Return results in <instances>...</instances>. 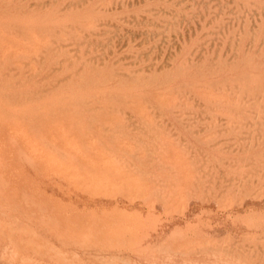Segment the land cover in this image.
Wrapping results in <instances>:
<instances>
[{"label": "rangeland", "instance_id": "obj_1", "mask_svg": "<svg viewBox=\"0 0 264 264\" xmlns=\"http://www.w3.org/2000/svg\"><path fill=\"white\" fill-rule=\"evenodd\" d=\"M69 6H71V8ZM5 15L6 18H4ZM0 18H4L1 19V21H3V26L1 27L2 29L0 28V110H3L2 112L0 111V122L4 120L1 122L2 124L0 123V132H3L2 134H4V136H1L2 138H0L2 143H0V155L3 156L5 155L4 153H6L5 159L2 157L0 158V162L2 159V165L0 164V170L2 171V175L0 172V179L2 176L0 184L3 183V181L4 184H6H1L2 186H0V190L2 192H0V195L3 196L4 203H7L5 204V206L7 205L6 208H4L3 198L1 197L0 204L2 203V205H0V211L2 210V207L4 209H8L9 207L10 209V207L12 208L15 206L12 210H9L11 212L5 213V216L3 213L4 211L7 212V210L0 212V232L1 229L2 231L7 230L6 233H0V264H29L28 262L33 257L34 259L31 260L30 264H165L166 262V264H190V262L191 264H197V261L199 260L201 262H208H203L204 264H264V0H0ZM4 21L7 22L6 25ZM6 36H10L9 41H7ZM124 94H127V96ZM108 95L109 97L107 98ZM69 96H71L70 98L72 101H75L73 98H75L76 101L72 103ZM76 96L79 99H77ZM98 96L104 98L100 99ZM105 96L107 101L105 100ZM86 98L88 100H86ZM113 99L116 100L115 103L118 105L114 103ZM120 100H122V104ZM129 100L132 101L130 102ZM40 101L46 102L47 107L51 109L45 107L44 103L40 105ZM97 101L98 104L101 102L100 104L102 105H97V103H95ZM134 101H137V103H134ZM61 102L64 104L62 105ZM126 102L127 104H130V107H128L129 105H126ZM139 102H142L140 103V106L138 105ZM66 103L70 107H73L70 108ZM56 104L57 106H55ZM58 105H60L59 107L61 109H59ZM115 105L117 106L115 107ZM21 106H28L30 109L28 107H25V109L20 108ZM68 107L69 109H66ZM34 108L38 110V112H36ZM54 108L55 110H53ZM16 110L18 113L21 111L24 113L31 112L33 115L31 116V113H25V115H22L21 117V113H24L21 112L19 115ZM64 110H71V116L68 114L70 112L67 111L68 113H66ZM61 111L62 113L65 112V114L59 116L58 114L61 115ZM43 112L44 115L46 114L45 119L47 118V123L45 124L44 117L41 118ZM144 112L147 113L145 114ZM75 113L77 117L78 115H81V119L84 117L86 120V122H81L82 120H79L81 125L83 124V130L87 127L86 131L78 130L81 129V127L79 128L81 125L76 123L80 117L76 118L74 116ZM1 114L4 115V119H2L3 115ZM8 114L10 116H8ZM141 115L143 117H140ZM56 116H64L65 118L63 117L64 120L60 118L57 119V121L59 120L58 123L54 120L57 118ZM103 116L106 118L105 120L103 119ZM23 117L26 119L30 118V122L27 120L29 123L25 121L28 125H25V122L23 123V121L26 120H22ZM49 117L51 118L48 122ZM73 118L76 119L74 120ZM10 119H12L13 122ZM40 119L42 120L40 121ZM99 119L103 123L105 121V123L103 124ZM65 120L68 122V125L71 122V128H69V130L73 132V136L70 134V131H68V128H64L68 127L65 126L67 124L63 123H67ZM94 120L99 123L97 124ZM8 121L11 123H8ZM142 121H144V124ZM31 122L34 124L33 126L36 125L37 128L30 126L32 125ZM50 123L52 124L50 125ZM40 124H42V127H40ZM48 125H50L55 131L54 133L51 132V136L50 132L47 130L53 131V129H49L50 127ZM15 126H21L22 128L17 127V130ZM26 127H28L29 130ZM31 127L33 128L30 131ZM56 127L59 128L57 129V132ZM77 127L78 129H76ZM92 128V131L95 133L91 131ZM2 129L3 131H1ZM36 129L40 131L41 137L39 136V133L35 131ZM88 129H90V131H88ZM6 130H10L11 132H7ZM101 130L102 132L105 131L103 132L104 135L101 134ZM5 131L7 137L5 136ZM34 131L37 132V135ZM66 131H68L67 134ZM46 132L49 133L48 138H46ZM76 132L80 134L77 135ZM82 132H84V134L87 133L84 135L85 137L91 134L89 136L90 138L87 136L89 139L85 138L84 140ZM96 132H98V135ZM32 134H35L36 137ZM60 135L63 136V139L65 136V142L61 141L62 139L60 138ZM66 135L67 137L71 135L69 137L72 139L69 137L67 139ZM9 136L11 140L9 139ZM37 136L42 139V143L38 140V142L36 141V139H38ZM43 136H45V138ZM91 136H93L92 139ZM95 136H99V139L95 138ZM4 137H6L7 140ZM119 137H121V140ZM26 138L28 139L25 140ZM17 139H19L20 143ZM43 139H48L50 142L51 140H54L55 144L52 146L50 142H45L46 140L44 141ZM73 139H78V141ZM82 139L83 143L87 141V147L85 143V147H83L84 144H82ZM118 139L120 141H116ZM99 140L103 141L101 142ZM74 141L81 145L76 144ZM92 142L94 145H102H98L99 147L97 145L94 146ZM26 143L29 144L27 145ZM57 143L59 146H56ZM66 143L68 145H66ZM90 143L93 147L91 148L93 149L91 151L89 149L91 145H88ZM109 144H112L113 148H108L112 147V145L110 146ZM44 145H47L48 148H44ZM5 146L7 147V152H5ZM56 147L64 149H56ZM13 148L15 149V153L14 151L11 152ZM42 148L44 150H42ZM114 148H116V150ZM48 149L52 150L53 156L51 157L53 158L49 156V153L51 155V151ZM53 149L55 152H60L61 150H64L65 152L61 151L60 153L55 154ZM58 149L59 151H56ZM109 149L110 152H113L110 153ZM121 149H123V152ZM8 150H10L9 153ZM73 150H76L78 153L76 152V154ZM117 150L125 156L119 154ZM133 150H135L134 153ZM25 151L26 153L29 152L28 154H31L33 157H30L31 155L27 156ZM71 151L77 156L75 157L74 154L72 155ZM129 152H132L133 155ZM64 153H66V155ZM69 153V157H72L71 159L69 158L71 161L69 162L68 159H64L66 160V163L69 162L67 165L64 163L61 154L65 155L64 157L67 158ZM172 154L175 156H172ZM80 155L82 160L80 159ZM126 155L128 156L126 157ZM142 155L145 157L144 159L141 158L143 157ZM12 156L14 157L12 158ZM110 156L112 158H109ZM119 156L122 158H119ZM159 156L161 157V160L160 158L158 159ZM92 157H95V159ZM102 157L104 159H102ZM22 158H25V160ZM32 158H36V160H33ZM118 158L121 161L123 160L122 162H129V165H124V163L117 160ZM75 159L76 162L72 161ZM148 159H153L154 161L146 162ZM4 160L6 162H4ZM10 160H15L13 163H16L17 161L20 168L16 164L14 167L12 161L9 162ZM143 160L144 165H142ZM174 160H176V162ZM140 161H142V163ZM43 162L46 163H44L45 166L42 165ZM22 163H25L26 167L25 165H23V167ZM139 163L141 165H139ZM64 164L67 169H65ZM100 164L101 168L99 169ZM112 164L113 166H110ZM115 164H117V166L118 164L121 165L115 167ZM175 164H178V166H176L177 168L173 167ZM132 165L137 167H132ZM124 166L128 170H126ZM17 167L19 169H17ZM43 167H45L46 170ZM129 167L133 169V174H131L132 170H130ZM167 167L170 168L167 169ZM11 168L15 171H11ZM33 168L35 169V172ZM83 168L86 169L84 170ZM102 168L107 169L102 171ZM178 168L182 170L179 169V173L177 172ZM143 169L145 173L143 172ZM193 169L195 170L193 171ZM23 170L24 172H22ZM167 170H169L171 174H173L174 171L175 172L171 175ZM28 171H30V173ZM46 171L47 174L50 171L51 172L47 175ZM81 171H86L85 173L87 174L84 172L81 173ZM95 171H97V173H95ZM114 171L117 173L114 174ZM24 173L25 177H22ZM104 173H108L112 177L110 178V175H105ZM94 174L96 176L99 175L96 177ZM18 175L19 177H16ZM114 175H116V178L113 177ZM137 175L139 179H137ZM103 176L105 177V180ZM143 176L146 178L144 179ZM163 176L167 179H163ZM12 177L13 179H16L13 181ZM31 177H33L34 180H31ZM74 177L77 179L80 178V181L84 182L80 183L78 181L79 179L75 180ZM148 177H151L150 179L154 181L152 182L150 179H147ZM174 177H178L176 179H178V181L180 179L181 181L177 182ZM20 178L24 180L21 181ZM27 178H31L28 180L34 182H29ZM96 178H98L99 181ZM127 180H133L134 182H128ZM115 181L117 182V185L115 184ZM137 181H139V183H136ZM172 181L174 182L172 183ZM22 182L26 184L24 185ZM28 182L31 185H29ZM143 182H146L145 185ZM168 182L171 183V185ZM41 183H45V185ZM179 183H181L182 186ZM14 184L15 186H13ZM18 184L22 187L20 188ZM33 184L36 186H33ZM23 185L24 187L28 185V187H26V190L28 189L27 191L23 189ZM37 185H41L39 186L40 189ZM125 185L127 187L130 185V188H126ZM58 186L60 187V190L58 189ZM97 186L99 187L97 188ZM137 186L140 190H137ZM2 187H5L4 189L8 192L4 191ZM13 187H15V191ZM111 187L114 188L112 189ZM122 187L125 188L124 191ZM175 187H178V189ZM33 188H35L34 191ZM41 189L43 192L45 191V193H42ZM87 189L89 192L91 191L90 193L93 192V195H90L88 192L86 193ZM10 190L13 195L15 193V198L14 196H11L9 192ZM125 190L128 191L126 192ZM132 190L135 192L133 193ZM20 191L26 195L23 196L22 193L20 194ZM31 191H33V194ZM110 191L113 192L111 193ZM46 192H49V194L44 197ZM98 193L101 196H99ZM6 194L7 196H5ZM17 195L22 196L16 197ZM109 195L112 197L109 198ZM38 196H41L44 201L41 197L38 199ZM139 196L142 199L139 198ZM172 196H174L173 200L171 199ZM31 197H33V199ZM127 197H129V199ZM12 198L13 200H11ZM181 198L182 200H179ZM37 199L39 201H36ZM53 199L62 202L59 204L58 201L55 202ZM169 199L172 201L169 202ZM51 200H53V203ZM32 201L34 203L38 202L40 205L37 203H35V205ZM185 201L189 204L188 206H186L187 203ZM11 202L12 205L16 203L18 205L12 206ZM47 203L50 205H47ZM20 204L25 207H20ZM72 204L74 206L71 209L70 207ZM169 204L170 206H168ZM44 205H46V207ZM53 205L56 206L55 209L53 208ZM36 206H38V208ZM50 206L52 207L50 209L53 210L49 209ZM58 206H60V210ZM26 207L29 209V215L25 214L27 213V211H24L27 210L25 209ZM77 207H79V209ZM84 207L87 208L85 209ZM113 207L115 209H113ZM168 207H171L170 210ZM178 208L181 211L183 209V211L177 212L179 210ZM21 209H24V212ZM33 209L37 210L38 213H36L37 211L33 212ZM116 209L123 210L122 212L125 214L121 213V210ZM13 210L16 214H13ZM39 210H42L41 214L39 213ZM135 210L137 211L135 212L137 214L140 212L138 214L139 216L134 213ZM20 211L27 221L20 214ZM62 211L64 213H59ZM89 211L92 212L89 213ZM117 211L119 213H117ZM113 212H116L118 217L119 215L120 217L118 218L117 215H115L116 213ZM11 213L13 215H10ZM42 213L46 214L43 215ZM127 213L130 215V219L133 214L135 216L130 220L128 216L125 217ZM130 213H132V215ZM53 214H55L56 217L55 215L53 216ZM65 214H69L68 217ZM72 214H75L74 217ZM78 214H81L82 217ZM113 214L114 217L116 216L115 218L112 216ZM9 215H15V218L11 217L14 220H11ZM33 215L36 217L34 218ZM106 215L107 218H105ZM140 215H142V217ZM37 216L40 217H38L40 220H37ZM60 216H62V218ZM75 216H78L81 221ZM84 216H87V219H85L86 217ZM96 216L98 219L95 218ZM137 216L138 218H135ZM4 217H6L7 220L4 219ZM108 217H110V219H108ZM20 218H22V220L25 219L24 223L23 221H19L21 220ZM48 218L50 219V222H48ZM123 218H128L129 220H121ZM82 219L84 225V220L86 222V225H83L84 228L80 226ZM139 219L145 221L142 222L143 226ZM51 220L60 224V231H58L59 228L56 227L59 225H55V223L53 225ZM61 220L63 222H67V220L69 222L72 221V224L70 226L69 222V224H65ZM88 220L92 222H88ZM109 220H111V222L114 221L113 225ZM12 221L15 223L12 224ZM116 221L119 223L121 222V224ZM146 221L149 223H146ZM21 222L25 225H19ZM74 222L79 224H74ZM96 222H100L101 226ZM115 222L117 226L114 224ZM124 222L126 223L124 224ZM8 223L11 224L9 225ZM103 223L105 225H103ZM134 223L135 227L133 226ZM136 223L138 228H136ZM95 224H97V226ZM148 224L150 226H148ZM68 225L71 232L69 228H67L68 231L65 229ZM106 225L109 226V228ZM123 225H125L129 231ZM199 225L201 226L199 227ZM19 226L22 228L25 227V229H20ZM75 226H77L79 230ZM86 226L87 230H85ZM111 226L114 229H112V231L110 230ZM184 226H188V228H185ZM16 227L18 231L17 233L15 232ZM100 228H102L103 231ZM105 228L107 229L105 230ZM134 228L136 230L133 232ZM196 228H198V231H196ZM76 229L79 232L81 231L80 236L74 234ZM93 229L100 231L97 234V239L102 235L101 240H96L98 241L97 243H95L96 241L94 240L96 239V236H93V234L96 235V230L94 231ZM146 229L148 233H145ZM82 230H84L85 234ZM108 230L110 232L114 231V233H110ZM101 231L104 234H102ZM107 231L109 233H107ZM23 232L25 238L22 235ZM69 232L71 234H69ZM173 232L175 233L172 234ZM32 233H34V236H32ZM88 233L91 235L89 236ZM57 234L61 237L64 235V237L58 238L59 235L57 237ZM13 235L14 237L17 235V242L16 240L13 241L15 238H11ZM81 235L83 237H81ZM132 235L134 238L130 241H133L134 243L137 242L135 245L133 242L129 241V237L131 238ZM103 236L105 238H103ZM18 237H21V244H19L20 239ZM27 237L29 239H27ZM83 238H87V242L86 240L83 241ZM113 238L115 239L113 240ZM122 238L124 241H122ZM26 239L28 242H25ZM30 239L33 242H31ZM55 239L57 240L55 241ZM58 239L61 242L58 241ZM118 239H120V241ZM134 239L141 240L135 242ZM212 239L214 240L212 241ZM65 240L67 241V244L65 243ZM62 241H64L63 243L66 244V247L68 246L67 248H63V250L65 249L64 251L62 250V247H64ZM108 241L114 244V246L111 245V248L110 246L108 247V245L111 244ZM114 241L117 242L115 243ZM175 241L176 244L174 243ZM24 242L25 244L29 243L28 245L26 244L27 247L25 244L22 245ZM30 242L34 244H30ZM35 242L38 244V249ZM103 242L108 248L103 246ZM10 243H15L14 246L20 253H18L16 248ZM73 243L79 245L75 247V244ZM168 243H170V246ZM203 243H205V245ZM148 244L149 246L151 245L150 249L147 247ZM160 244L163 245V250L161 249ZM137 245L139 246V251L137 250ZM212 245L213 249L211 251L213 252L209 249ZM102 246L103 248H106H100ZM198 246H200L201 249L198 248ZM24 247L26 250L23 249ZM52 247H56L59 250L56 248L53 249ZM144 247H147L148 249L146 248V250H144ZM152 247L153 249H151ZM171 247H173L175 251H173V249L171 250ZM27 248L30 249V251H28ZM46 248L47 251L49 250L48 252L50 255H46V253H48L47 251L45 252ZM219 248L222 249V251H219ZM55 249L60 252L56 253ZM205 249L209 253L205 251ZM31 250H33V252ZM148 250L149 252L147 253L146 251ZM214 250L216 251L214 252ZM52 251H54V253ZM22 252L23 255L25 252L26 254L23 256L21 254ZM34 252L38 255L35 254V256H33ZM27 253L30 255H27ZM61 253L62 255L64 254V256H62ZM190 253L194 256H191L192 254ZM26 255L28 257L25 258ZM43 255L50 257L53 255L55 257V259L53 257L54 262L52 261V258L50 261V257H43ZM65 255H67V257H65ZM68 256L70 258H68ZM203 256L205 257L203 258ZM42 257L44 258V261H41L43 260ZM152 257L153 259H151ZM163 257L164 259L162 260ZM171 257L172 259H170ZM207 258L210 261H207ZM165 259H167L166 262H164ZM217 259L220 262H218ZM19 260L24 263H21ZM33 260L35 262H33ZM62 260L67 261L68 263L60 262ZM154 260H156V262ZM157 260H159L160 263H157L159 262ZM200 261L199 263L203 264Z\"/></svg>", "mask_w": 264, "mask_h": 264}, {"label": "bare ground", "instance_id": "obj_2", "mask_svg": "<svg viewBox=\"0 0 264 264\" xmlns=\"http://www.w3.org/2000/svg\"><path fill=\"white\" fill-rule=\"evenodd\" d=\"M72 2H73V1H72ZM68 4H69V2H68ZM68 4H67V5H68ZM71 5H72V3H71ZM74 5H75V4H74ZM69 7L71 8V6H69ZM65 9H66V6H65ZM7 13H8V12H7ZM4 14H5V13H4ZM8 16H9V15H8ZM4 18H6V15H5ZM4 18H0V22H1V23L3 22V21H1V19H4ZM7 19H8V18H7ZM4 22H5V21H4ZM1 23H0V24H1ZM6 23H7V22H5V25H6ZM8 24H9V23H8ZM2 26H3V23H2V25L0 26V28H1ZM4 27L7 28L6 26H4ZM8 27H9V26H8ZM1 29H2V28H1ZM1 29H0V30H1ZM3 30H4V29H3ZM5 30H6V29H5ZM118 30H119V29H118ZM6 37H7V36H6ZM3 38H4V37H3ZM9 38H10V36L7 37V41H9ZM4 41H6V40H4ZM7 43H8V42H7ZM216 58H217V57H216ZM108 94H109V93H108ZM111 94H112V93H111ZM113 95H114V94H113ZM115 95H116V94H115ZM119 95H120V94H119ZM119 95H118V96H119ZM124 95L127 96V94H124ZM133 95H134V94H133ZM82 96H84V95H82ZM87 96H88V95H87ZM121 96H122V95H121ZM136 96H137V95H136ZM70 97H71V96H69V98H70ZM76 97H77V96H76ZM84 97H85V96H84ZM88 97H89V96H88ZM98 97H99V96H98ZM98 97H96V98H98ZM108 97H109V95L107 96V98H108ZM111 97H112V95H111ZM60 98H61V97H60ZM63 98H64V97H63ZM66 98H67V96H66ZM99 98H100V97H99ZM99 98H98V99H99ZM102 98H104V97H102ZM102 98H100V99H102ZM107 98H106V96H105V100H106V101H107ZM112 98H113V97H112ZM114 98H115V97H114ZM137 98H138V97H137ZM70 99H71V98H70ZM70 99H69V100H70ZM73 99L76 101L75 98H73ZM77 99H79V98L77 97ZM80 99H81V95H80ZM84 99H85V98H84ZM84 99H82V100H84ZM133 99H135V98H133ZM139 99H140V98H139ZM57 100H58V99H57ZM59 100H60V99H59ZM67 100H68V99H67ZM86 100H88V99L86 98ZM124 100H125V99H124ZM141 100H142V99H141ZM141 100H140V101H141ZM36 101H38V100H36ZM41 101H42V100H41ZM41 101H40V102H41ZM62 101H64V100H62ZM71 101H72V99H71ZM75 101H72V103L75 102ZM89 101H90V98H89ZM94 101H95V100H94ZM100 101H101V100H100ZM113 101H114V103L116 102V100H114V99H113ZM120 101H121V104H122V100H120ZM129 101H130V100H129ZM131 101H132V100H131ZM131 101H130V102H131ZM137 101H138V100H137ZM137 101H134V103H135V102L137 103ZM2 102H3V101H2ZM40 102H39V103H40ZM47 102H48V101H47ZM59 102H60V101H59ZM65 102H66V99H65ZM110 102H111V101H110ZM0 103H1V102H0ZM42 103H44V104H45V107H47L46 102H41L40 105H42ZM53 103H54V102H53ZM55 103H56V100H55ZM61 103H62V102H61ZM69 103H71V102H69ZM88 103H89V102H88ZM95 103H97V105H99L101 102H99V104H98V101L95 102ZM95 103H94V104H95ZM102 103H103V102H102ZM105 103H106V102H105ZM105 103H104V105L106 106ZM114 103H113V104H114ZM132 103H133V102H132ZM140 103H142V102H139V104H138L139 106H140ZM57 104H58V103H57ZM57 104H56L55 106H57ZM59 104H60V103H59ZM63 104H64V103H62V105H63ZM66 104H67V103H66ZM77 104H78V103H77ZM81 104H82V103H81ZM94 104H93V105H94ZM110 104H111V103H110ZM113 104H112V105H113ZM115 104H117V103H115ZM37 105H38V104H37ZM67 105H68V104H67ZM70 105H72V104H70ZM79 105H80V104H79ZM100 105H102V104H100ZM100 105H99V106H100ZM108 105H109V104H108ZM117 105H118V104H117ZM117 105H115V107H116ZM124 105H125V104H124ZM126 105H129L128 107H130V104H127V102H126ZM4 106H6V105H4ZM59 106H60V105H58V107H59ZM68 106H69V105H68ZM83 106H84V105H83ZM119 106H120V105H119ZM133 106H135V105H133ZM0 107H1V106H0ZM25 107L27 108L28 106H25ZM25 107H22V106H21L20 108L25 109ZM33 107H34V106H33ZM41 107H42V106H41ZM58 107H57V108H58ZM65 107H66V105H65ZM65 107H64V108H65ZM69 107H70V106H69ZM69 107L66 108V109H69ZM72 107H73V106H71L70 108H72ZM106 107H107V106H106ZM109 107H110V106H109ZM136 107H137V105H136ZM136 107H135V108H136ZM28 108L30 109V107H28ZM47 108H48V109H51V108H49V107H47ZM57 108H56V109H57ZM83 108H84V107H83ZM85 108H86V107H85ZM121 108H122V105H121ZM131 108H133V107H131ZM23 109H22V110H23ZM34 109H35V108H34ZM38 109H39V108H38ZM40 109H41V108H40ZM48 109H47V110H48ZM59 109H61V108L59 107ZM73 109H75V108H73ZM73 109H71V110H73ZM6 110H7V109H6ZM35 110H36V109H35ZM53 110H55V108H54ZM71 110H70V111H71ZM135 110L138 111L137 109H135ZM139 110H140V109H139ZM0 111L2 112L3 110H0ZM16 111H17V110H16ZM23 111H25V110H23ZM23 111H21V112H23ZM28 111H29V110H28ZM32 111H33V110H32ZM40 111H41V110H40ZM45 111H46V110H45ZM45 111H44V112H45ZM57 111H59V110H57ZM62 111H63V109H62ZM62 111H61V115L58 114L59 116H62L63 114H65V112H66V113L70 112V111H68V110H67L68 112L64 110L65 112L62 113ZM147 111H148V110H147ZM4 112H5V111H4ZM6 112H7V111H6ZM21 112H19V113H21ZM36 112H38V110H36ZM41 112H42V111H41ZM41 112H40V113H41ZM44 112H43V115L41 114V115H42L41 118L44 117L43 119L45 120V122H44V124H45V123H47V118L45 119V115H46V114L44 115ZM9 113H10V112H9ZM13 113H14V112H13ZM17 113H18V111H17ZM19 113H18V114H19ZM23 113H24V112H23ZM25 113H26V114H29V113H31V112H29V113H28V112H25ZM25 113H24V114L21 113V117H22V115H25ZM40 113H39V114H40ZM50 113H51V112H50ZM56 113H57V112H56ZM72 113H73V112H72ZM144 113H145V112H144ZM146 113H147V112H146ZM146 113H145V114H146ZM35 114H37V113H35ZM68 114H69V116H71V115H70L71 112L68 113ZM73 114H74V113H73ZM1 115H3V114H1ZM12 115H13V114H12ZM12 115H11V116H12ZM16 115H17V114H16ZM19 115H20V114H19ZM32 115H33V114L31 113V116H32ZM41 115H40V116H41ZM103 115H104V114H103ZM109 115H111V114H109ZM109 115H108V116H109ZM8 116H10V115L8 114ZM8 116H7V117H8ZM17 116H18V115H17ZM28 116H29V115H28ZM31 116H30V117H31ZM37 116H38V115H37ZM40 116H39V118H40ZM59 116H56L57 118L54 119L56 122L59 121V120L57 121V119H59V118H60V119H63V117H64V116H63V117H59ZM74 116H75L76 118H79L81 115H80V116L78 115V117H77V115H76V113H75ZM74 116H73V117H74ZM82 116H83V115H82ZM104 116H105V115H104ZM104 116H103V117H104ZM108 116H106V117H108ZM145 116H146V115H145ZM7 117H6V118H7ZM19 117H20V116H19ZM26 117H27V116H26ZM85 117H86V116H85ZM103 117H102V118H103ZM140 117H143V116L141 115ZM9 118H11V117H9ZM13 118H14V117H13ZM16 118H17V117H16ZM16 118H15V119H16ZM37 118H38V117H37ZM50 118H51V117H49L48 122H49ZM52 118H53V117H52ZM64 118H65V117H64ZM69 118H70V117H69ZM76 118H75V119H76ZM81 118H82V117H80V118L77 120L78 122L76 121V122H77L76 124H80V125H81V123L79 122V120H82L81 122H83V121L86 122V120L84 119V117H83V119H81ZM93 118H94V117H93ZM96 118H97V117H96ZM2 119H4V115H3ZM15 119H14V121H15ZM23 119H26V118L23 117L22 120H23ZM29 119H30V118L24 120L23 123H24L25 121H27V120L29 121ZM34 119H35V118H34ZM67 119H68V118H67ZM73 119H74V118H73ZM73 119H72V120H73ZM75 119H74V120H75ZM90 119H91V118H90ZM103 119L105 120L106 118L104 117ZM107 119H110V118H107ZM111 119H112V118H111ZM142 119H144V118H142ZM146 119H147V118H146ZM148 119H149V118H148ZM5 120H6V119H5ZM10 120L12 121V119H10ZM16 120H17V119H16ZM22 120H21V121H22ZM32 120H33V119H32ZM38 120H39V119H38ZM41 120H42V119H40V121H41ZM44 120H43V121H44ZM63 120H64V119H63ZM68 120H69V119H68ZM70 120H71V118H70ZM92 120H93V119H92ZM97 120H98V119H97ZM104 120H103V121H104ZM144 120H145V119H144ZM151 120H152V119H151ZM3 121H4V120H3ZM3 121H1V122H3ZM28 121H27V122H28ZM30 121H31V120H30ZM30 121H29V122H30ZM36 121H37V120H36ZM51 121H52V120H51ZM55 121H54V122H55ZM65 121H66V120H65ZM94 121H96V120H94ZM99 121H101V120L99 119ZM119 121H120V120H119ZM1 122H0V123H1ZM6 122H7V121H6ZM9 122H10V121H8V123H9ZM12 122H13V121H12ZM17 122L20 123L19 121H17ZM27 122H25V125H28V124H26ZM29 122H28V123H29ZM37 122H38V121H37ZM52 122H53V121H52ZM56 122H55V123H56ZM66 122H67V121H66ZM85 122H84V123H85ZM88 122H89V121H88ZM91 122H92V121H91ZM101 122H102V121H101ZM111 122H112V121H111ZM142 122H143V124H144V121H142ZM8 123H5V124H8ZM10 123H11V122H10ZM14 123H15V122H14ZM18 123H16V124H18ZM23 123H22V124H23ZM39 123H41V122H39ZM58 123H59V122H58ZM63 123H64V124H67V125H65V126H68V127H64V128H65V129L68 128V131H70L69 128H71V125H70L71 122H70V124H69L70 127H69V125H68V122H67V123L63 122ZM63 123H62V124H63ZM72 123H73V122H72ZM96 123H97V121H96ZM98 123H99V122H98ZM98 123H97V124H98ZM102 123H103V122H102ZM104 123H105V121H104ZM104 123H103V124H104ZM147 123H148V122H147ZM149 123H150V122H149ZM1 124H2V123H1ZM3 124H4V123H3ZM22 124H20V125H22ZM31 124H32V122H31ZM36 124H37V123H36ZM51 124H52V123H50V125H51ZM62 124H61V125H62ZM64 124H63V125H64ZM116 124H117V122H116ZM116 124H115V125H116ZM123 124H124V123H123ZM9 125H10V124H9ZM9 125H8V127H9ZM13 125H15V124H13ZM33 125H34V124H32V125H30V126H33ZM40 125H41L40 127H42V124H40ZM46 125H47V124H46ZM46 125H44V126H46ZM50 125H48V126L50 127ZM61 125H59V126H61ZM72 125H73V124H72ZM82 125H83V124H82ZM82 125L79 126V128L81 127V129H78V127H77L76 129H78V130H80V131L83 130L84 127L82 128ZM95 125H96V124H95ZM101 125H102V124H101ZM2 126H3V125H2ZM77 126H78V125H77ZM85 126H86V125H85ZM113 126H114V125H113ZM5 127H6V126H5ZM13 127H14V126H13ZM15 127H16V126H15ZM17 127L19 128V127H21V126H17ZM17 127H16V128H17ZM33 127H36V125L33 126ZM33 127L30 128V131H31V129H32ZM38 127H39V126H38ZM49 127H48V128H49ZM61 127H62V126H61ZM75 127H76V126H75ZM93 127H94V126H93ZM0 128H1V127H0ZM18 128H17V130H18ZM21 128H22V127H21ZM26 128L28 129V127H26ZM26 128H25V130H26ZM36 128H37V127H36ZM43 128H45V127H43ZM51 128H52V127H50L49 129H51ZM73 128H74V127H73ZM112 128H113V127H112ZM112 128H110V129H112ZM3 129H5V128H3ZM3 129H2L1 131H3ZM6 129H7V128H6ZM39 129H40V128H39ZM52 129H53V128H52ZM57 129H59V128L56 127V132H57ZM94 129H95V127H94ZM107 129H108V128H107ZM113 129H114V128H113ZM28 130H29V129H28ZM28 130H27V131H28ZM62 130H63V129H62ZM62 130H61V131H62ZM86 130H87V127H86L85 130H83V131H86ZM92 130H93V128L91 129V131H92ZM6 131H7V130H6ZM6 131L4 132V133H5V136L7 135V134H6ZM9 131H10V130H9ZM9 131H7V132H9ZM30 131H29V132H30ZM35 131H37V132L39 133V136H40V131L37 130V129H36ZM35 131H34V132H35ZM47 131L50 132V136H51V132H53V133L55 132L54 129H53V131H50V130H47ZM68 131H66V134H67ZM88 131H90V129H88ZM10 132H11V131H10ZM24 132H25V131H24ZM34 132H33V133H34ZM37 132H35L36 135H37ZM48 132H46V133H47V137H46V138H48V135H49ZM58 132H59V131H58ZM92 132H94V131H92ZM92 132H91V133H92ZM103 132H105V131H103ZM103 132H102V130H101V134L104 135ZM0 133H1V134H0V138H2L1 136H4V134H2L3 132H0ZM46 133H45V134H46ZM53 133H52V134H53ZM59 133H60V132H59ZM62 133H63V132H62ZM72 133H73V132L70 131V134H72ZM76 133H77V132H76ZM82 133H83V136H84L85 134H87V133L84 134V132H82ZM89 133H90V132H89ZM94 133H95V132H94ZM96 133H97V135H98V132H96ZM9 134H10V133H9ZM23 134H24V133H23ZM26 134H27V133H26ZM26 134H25V135H26ZM64 134H65V133H64ZM79 134H80V133H79ZM79 134L77 133V135H79ZM99 134H100V133H99ZM128 134H129V133H128ZM10 135H11V134H10ZM15 135H16V134H15ZM15 135H14V136H15ZM21 135H22V134H21ZM30 135H31V134H30ZM32 135L36 137L35 134H32ZM58 135H59V134H58ZM74 135H76V134H74ZM81 135H82V134H81ZM81 135H80V136H81ZM90 135H91V134H90ZM90 135H89V136H90ZM92 135H93V134H92ZM95 135H96V134H95ZM103 135H102V136H103ZM11 136H12V135H11ZM18 136H19V135H18ZM39 136H37L38 139H36L35 137H34V138L36 139V141L38 140V141H40V143H42V142H41L42 139H40ZM50 136H49V138H50ZM60 136H61L60 138L62 139L61 141H62V142H65V141H64L65 136H64V139L62 138V137H63L62 135H60ZM69 136H71V135H69ZM69 136H68V137H69ZM72 136H73V134H72ZM80 136H79V138H80ZM83 136H82V138H83ZM87 136H88V135H87ZM87 136H86V137L84 136L83 139L85 140V138H88V137H89V136H88V137H87ZM93 136H94V135H93ZM93 136H91V139H92ZM6 137H7V136H6ZM6 137H4V138L6 139ZM31 137H32V136H31ZM40 137H41V136H40ZM43 137L45 138V136H43ZM68 137H67V135H66V138H67V139H68ZM98 137H99V136H98ZM98 137L95 136V138L99 139ZM106 137H107V136H106ZM108 137H109V136H108ZM113 137H115V136H113ZM113 137H112V138H113ZM121 137H123V136H121ZM121 137H119L120 140H121ZM12 138H13V137H12ZM17 138H18V137H17ZM22 138H23V137H22ZM22 138H21V139H22ZM34 138H33V140H34ZM69 138H70V137H69ZM75 138H76V137H75ZM77 138H78V137H77ZM79 138H78V139H79ZM89 138H90V137H89ZM89 138H88V139H89ZM112 138H110V139H112ZM117 138H118V137H117ZM123 138H124V137H123ZM5 139H4V140H5ZM9 139H10V136H9ZM9 139H8V140H9ZM23 139H24V138H23ZM23 139H22V140H23ZM27 139H28V138H26L25 140H27ZM67 139H66V141H67ZM70 139H72V138H70ZM78 139H73V140H77V141H78ZM83 139L81 140V141H82V144L85 143V144H86V147H87V143H86L87 141L83 143ZM88 139H87V140H88ZM108 139H109V138H108ZM113 139H115V138H113ZM4 140H3V141H4ZM6 140H7V139H6ZM10 140H11V139H10ZM10 140H9V141H10ZM15 140H16V138H15ZM17 140L19 141V139H17ZM43 140H44V141L46 140L45 142L48 141V139H43ZM79 140H80V139H79ZM120 140L118 139V140H116V141H120ZM38 141H37V142H38ZM99 141H101V140H99ZM102 141H103V140H102ZM102 141H101V142H102ZM113 141H114V140H113ZM7 142H8V141H7ZM34 142H35V141H34ZM48 142H50V141H48ZM51 142H54V140H51ZM51 142H50V144H52V146H53V145L55 144V142H54V143H51ZM68 142H70V141H68ZM72 142H73V141H72ZM74 142H76V141H74ZM79 142H80V141H79ZM89 142H90V141H89ZM0 143H1V140H0ZM19 143H20V141H19ZM19 143H18V144H19ZM22 143H23V142H22ZM31 143H32V142H31ZM40 143H38V144H40ZM59 143H60V142H59ZM99 143H100V142H99ZM1 144H2V143H1ZM26 144L28 145L29 143H26ZM36 144H37V143H36ZM45 144H46V143H45ZM48 144H49V143H48ZM76 144L81 145L80 143H77V142H76ZM85 144H84V146H83V145H82V146L85 147ZM92 144H93V142H92ZM117 144H118V143H117ZM133 144H135V143H133ZM7 145H8V143H7ZM34 145H35V144H34ZM42 145H43V144H42ZM63 145H64V144H63ZM66 145H68V144L66 143ZM74 145H75V144H74ZM88 145H91V143L88 144ZM93 145H94V144H93ZM96 145H97V144H96ZM96 145H94V146H96ZM98 145H99V144H98ZM98 145H97V146H98ZM100 145H102V144H100ZM100 145H99V146H100ZM109 145H110V144H109ZM111 145H112V144H111ZM111 145H110V146H111ZM22 146H24V145H22ZM31 146H32V145H31ZM37 146H38V145H37ZM45 146H46V147H45ZM50 146H51V145H50ZM50 146H49V148H50ZM56 146H59L58 143L56 144ZM60 146H61V143H60ZM77 146H78V145H77ZM99 146H98V147H99ZM106 146H107V145H106ZM106 146H105V147H106ZM10 147H11V146H10ZM10 147H9V148H10ZM43 147L46 148V149L48 148L47 145H44ZM54 147H55V146H54ZM61 147H62V146H61ZM61 147H56V149H57V148H59V149H64V148H61ZM64 147H65V146H64ZM72 147H73V146H72ZM79 147H80V146H79ZM114 147H116V146H114ZM5 148H6V149H5V152H7V147L5 146ZM14 148H15V147H14ZM14 148H13V149H14ZM17 148H18V147H17ZM26 148H27V147H26ZM31 148H32V147H31ZM73 148H74V147H73ZM81 148H82V147H81ZM91 148H93L92 145H91V147L89 148L90 151L93 150V149H91ZM96 148H97V147H96ZM100 148H101V147H100ZM103 148H104V146H103ZM108 148H113V145H112V147H108ZM108 148H107V149H108ZM117 148H118V147H117ZM124 148H125V147H124ZM128 148H129V147H128ZM137 148H139V147H137ZM162 148H163V147H162ZM13 149L11 150V152L14 151V153H15V149H14V150H13ZM40 149H41V148H40ZM50 149H51V148H50ZM50 149H48V150H50ZM54 149H55V148H54ZM54 149H53V152H55ZM59 149L56 150V151H59ZM76 149H77V147H76ZM82 149H84V148H82ZM87 149H88V148H87ZM101 149H102V148H101ZM104 149H105V148H104ZM114 149L116 150V148H114ZM139 149H140V148H139ZM19 150H20V149H19ZM27 150H28V149H27ZM34 150H35V149H34ZM42 150H44V149L42 148ZM69 150H70V148H69ZM84 150H85V149H84ZM95 150H96V149H95ZM121 150H122V152H123V149H121ZM121 150H120V151H121ZM125 150H126V149H125ZM129 150H130V149H129ZM142 150H143V149H142ZM2 151H4V150H2ZM9 151H10V150H8V153H9ZM50 151H51V155H50L49 152H48V153H49V156L51 157V156H53V155H52V150H50ZM61 151L63 152L64 150H61ZM61 151H60V152H61ZM73 151H74L75 153L77 152L76 150H73ZM73 151H71V152H72V155L74 154ZM81 151H82V150H81ZM102 151H103V149H102ZM105 151H106V149H105ZM111 151H112V150H111ZM117 151H118V153H119V150H117ZM134 151H135V150H133V153H134ZM21 152H22V151H21ZM23 152H24V151H23ZM44 152H45V151H44ZM46 152H47V151H46ZM60 152H55V154H56V153L58 154V153H60ZM64 152H65V151H64ZM66 152H67V151H66ZM106 152H107V151H106ZM109 152H110V149H109ZM112 152H113V151H112ZM112 152H110V153H112ZM139 152H140V151H139ZM143 152H144V150H143ZM143 152H142V153H143ZM147 152H149V151H147ZM3 153H4V152H3ZM25 153H26V151H25ZM28 153H29V152H28ZM28 153H26L27 156H28V155H31V154H28ZM41 153H42V152H41ZM41 153H40V154H41ZM48 153H46V154H48ZM77 153H78V152H77ZM77 153H76V154H77ZM81 153H82V152H81ZM83 153H84V151H83ZM88 153H89V150H88ZM91 153H92V152H91ZM99 153H100V152H99ZM129 153L131 154L132 152H129ZM133 153H132V155H133ZM142 153H141V154H142ZM177 153H178V152H177ZM4 154H5V155H3V156L0 155V158L2 157L3 159H5L6 153H4ZM23 154H24V153H23ZM40 154H37V155H40ZM42 154H43V153H42ZM64 154L66 155V153H64ZM79 154H80V153H79ZM84 154H85V153H84ZM86 154H87V152H86ZM94 154H95V151H94ZM101 154H102V153H101ZM101 154H100V155H101ZM104 154H105V153H104ZM115 154H117V153H115ZM119 154H121V153H119ZM119 154H118V155H119ZM124 154H125V153H124ZM146 154H148V153H146ZM174 154H175V153H174ZM174 154H172V156H175ZM186 154H187V153H186ZM186 154H185V155H186ZM7 155L10 156L9 154H7ZM24 155H25V154H24ZM24 155H23V156H24ZM35 155H36V154H35ZM43 155H44V154H43ZM61 155H62L63 157L65 156V155H63V154H61ZM69 155H70V153L68 154V157L66 156L67 158H65V157L63 158V157H62L64 163H66V160H64V159H68V160H69V158H70ZM74 155H75V154H74ZM90 155H91V154H90ZM106 155H107V154H106ZM111 155H112V154H111ZM118 155H117V156H118ZM121 155H123V154H121ZM135 155H137V154H135ZM149 155H151V154H149ZM167 155H168V154H167ZM23 156H22V157H23ZM45 156H46V155H45ZM57 156H59V155H57ZM76 156H77V155H75V157H76ZM88 156H89V155H88ZM97 156H98V155H97ZM113 156H114V155H113ZM115 156H116V155H115ZM123 156H125V155H123ZM127 156H128V155H126V157H127ZM142 156H143V155H142ZM151 156H153V155H151ZM161 156H164V155H161ZM182 156H184V155H182ZM13 157H14V156H12V158H13ZM30 157H33V156L31 155ZM34 157H35V156H34ZM40 157H41V156H40ZM47 157H48V156H47ZM50 157H49V158H50ZM95 157H96V156H95ZM95 157H94V158L92 157V158L95 159ZM99 157H100V156H99ZM126 157H125V158H126ZM130 157H132V156H130ZM136 157H137V156H136ZM146 157H147V156H146ZM187 157H188V156H187ZM8 158H9V157H8ZM8 158H7V159H8ZM12 158H10V159H12ZM49 158H48V159H49ZM51 158H53V157H51ZM54 158H55V157H54ZM57 158H58V157H57ZM59 158H60V157H59ZM71 158H72V157H71ZM71 158H70V159H71ZM73 158H74V157H73ZM77 158H79V157H77ZM89 158H91V157H89ZM96 158H98V157H96ZM107 158H108V157H107ZM109 158H112V157L110 156ZM109 158H108V159H109ZM113 158H115V157H113ZM119 158H122V157L119 156ZM119 158H118L117 160H119L120 162H122L123 160L121 161ZM123 158H124V157H123ZM141 158L144 159L145 157L143 156V157H141ZM141 158H139V159H141ZM149 158H150V157H149ZM159 158H160V160H161V157H160V156L158 157V159H159ZM184 158H185V157H184ZM7 159H6V160H7ZM14 159H15V158H14ZM22 159L25 160V158H22ZM22 159H21V160H22ZM32 159H33V160H36V158H32ZM60 159H61V158H60ZM62 159H61V160H62ZM80 159H81V155H80ZM84 159H85V158H84ZM99 159H100V158H99ZM102 159H104V158L102 157ZM115 159H116V158H115ZM129 159H130V158H129ZM146 159H147V158H146ZM146 159H145V160H146ZM153 159H154V158H153ZM153 159H152V160H153ZM158 159H157V160H158ZM181 159H182V158H181ZM28 160H29V159H28ZM37 160H38V159H37ZM46 160H47V159H46ZM50 160H51V159H50ZM55 160H56V159H55ZM58 160H59V159H58ZM81 160H82V159H81ZM90 160H91V159H90ZM124 160H126V159H124ZM152 160H149V159H148L146 162H148V161H152ZM162 160H163V159H162ZM11 161H12V163H13V161L15 162V160H10L9 162H11ZM18 161H19V160H18ZM29 161H30V160H29ZM70 161H71V160H69V162H70ZM72 161H75V162H76V159H75V160H72ZM79 161H80V160H79ZM97 161H98V160H97ZM153 161H154V160H153ZM174 161L176 162V160H174ZM4 162H6V161L4 160ZM24 162H25V161H24ZM35 162H36V161H35ZM37 162H40V161H37ZM69 162H68V163H69ZM75 162H73V163H75ZM84 162H85V161H84ZM99 162H100V161H99ZM111 162H112V161H111ZM120 162H118V163H120ZM140 162L142 163V161H140ZM167 162H168V161H167ZM1 163H2V159H1L0 164H1ZM17 163H18L17 161H16V163H13V166H14V167H15L16 165L18 166ZM25 163H26V162H25ZM25 163H24V164L22 163V166L25 165ZM44 163H45V162H43V164H42L43 166H45ZM60 163H61V162H60ZM68 163H66V164L68 165ZM85 163H86V162H85ZM88 163H89V162H88ZM88 163H87V164H88ZM114 163H115V161H114ZM122 163H124V165L127 164V166L129 165V162H128V163H126V162H122ZM150 163H151V162H150ZM158 163H159V162H158ZM158 163H157V165H158ZM177 163H178V162H177ZM185 163H186V162H185ZM5 164H6V163H5ZM15 164H16V165H15ZM38 164H39V163H38ZM45 164H46V163H45ZM61 164H62V163H61ZM76 164H77V163H76ZM78 164H79V163H78ZM81 164H82V162H81ZM101 164H103V163H101ZM101 164L99 165V166H100L99 169L101 168ZM170 164H171V162H170ZM178 164H179V163H178ZM178 164H175V166H173V167L178 166ZM1 165H2V164H1ZM1 165H0V166H1ZM3 165H4V163H3ZM27 165H28V164H27ZM47 165H49V164H47ZM47 165H46V166H47ZM54 165H55V164H54ZM69 165H70V164H69ZM79 165H80V164H79ZM89 165H90V163H89ZM89 165H88V166H89ZM108 165H109V163H108ZM120 165H121V164H120ZM120 165L118 164V166H117V164H115V167H116V166L119 167ZM122 165H123V164H122ZM135 165H137V164H135ZM135 165H134V166H135ZM139 165H141V164L139 163ZM142 165H144V160H143V164H142ZM146 165H147V163H146ZM149 165H150V164H149ZM165 165H166V164H165ZM179 165H180V164H179ZM19 166H20V165H19ZM19 166H18V167H19ZM40 166H41V165H40ZM70 166H71V165H70ZM72 166H74V165H72ZM91 166H92V164H91ZM97 166H98V164H97ZM97 166H96V167H97ZM103 166H104V165H103ZM110 166H113V164L110 165ZM134 166L132 165V167H134ZM147 166H148V165H147ZM191 166H192V165H191ZM4 167H5V166H4ZM4 167H3V168H4ZM6 167H7V166H6ZM18 167H17V169L20 168V167H19V168H18ZM23 167H24V166H23ZM23 167H22V168H23ZM25 167H26V165H25ZM41 167H42V166H41ZM64 167H65V164H64ZM84 167H85V165H84ZM92 167H93V166H92ZM96 167H95V168H96ZM135 167H137V166H135ZM171 167H172V166H171ZM184 167H185V166H184ZM184 167H183V168H184ZM3 168H2V169H3ZM9 168H10V167H9ZM22 168H21V170H22ZM29 168H30V167H29ZM34 168H35V167H34ZM34 168H33V169H34ZM37 168H38V167H37ZM43 168H45V167H43ZM43 168H42V169H43ZM68 168H69V167H68ZM76 168H77V167H76ZM108 168H110V167H108ZM124 168H125V166H124ZM129 168H130V170H132V171H131V174H133V173H132V172H133V169H132L131 167H129ZM168 168H170V167H167V169H168ZM176 168H177V167H176ZM187 168H188V167H187ZM0 169H1V168H0ZM11 169H12V168H11ZM23 169H24V168H23ZM38 169H40V168H38ZM52 169H53V168H52ZM65 169H67V168L65 167ZM83 169L85 170L86 168H83ZM96 169H97V168H96ZM104 169H105V168H102L101 170L104 171ZM106 169H107V168H106ZM106 169H105V170H106ZM125 169H126V168H125ZM141 169H142V167H141ZM179 169H180V168L177 169V172L179 171ZM188 169H189V168H188ZM188 169H187V170H188ZM3 170H4V169H3ZM13 170H14V169H12L11 171H13ZM21 170H20V171H21ZM45 170H46V168H45ZM47 170H48V169H47ZM58 170H59V169H58ZM61 170H63V169H61ZM72 170H73V169H72ZM80 170H81V169H80ZM80 170H79V171H80ZM87 170H88V169H87ZM89 170H90V169H89ZM101 170H99V171H101ZM126 170H128V169H126ZM135 170H136V169H135ZM135 170H134V172H135ZM180 170H181V169H180ZM187 170H186V171H187ZM194 170H195V169H193V171H194ZM9 171H10V170H9ZM9 171H8V172H9ZM14 171H15V170H14ZM37 171H38V170H37ZM37 171H36V172H37ZM41 171H42V170H41ZM73 171H74V170H73ZM73 171H72V172H73ZM77 171H78V170H77ZM99 171H98V172H99ZM108 171H109V170H108ZM116 171H117V170H116ZM124 171H125V170H124ZM146 171H147V170H146ZM167 171H169V170H167ZM171 171H172V170H171ZM181 171H182V170H181ZM0 172H1V175H2V171H1V170H0ZM18 172H19V171H18ZM22 172H24V170H23ZM25 172H26V170H25ZM28 172L30 173V171H28ZM34 172H35V169H34ZM50 172H51V171H50ZM50 172H49V173H50ZM65 172H66V171H65ZM82 172L85 173L86 171H81V173H82ZM90 172H91V171H90ZM90 172H89V174H90ZM110 172H111V170H110ZM125 172H126V171H125ZM141 172H142V171H141ZM143 172H144V169H143ZM143 172H142V173H143ZM149 172H150V171H149ZM149 172H148V173H149ZM174 172H175V171H174ZM174 172H173V174H174ZM179 172H180V171H179ZM179 172H178V173H179ZM4 173H5V171H4ZM14 173H15V172H14ZM26 173H27V172H26ZM49 173L47 174V171H46V174H47V175H49ZM63 173H64V171H63ZM66 173H68V172H66ZM81 173H80V174H81ZM84 173H83V174H84ZM95 173H97V171H95ZM100 173H101V172H100ZM115 173H117V172L114 171V174H115ZM126 173H127V172H126ZM144 173H145V172H144ZM146 173H147V172H146ZM151 173H152V171H151ZM169 173L171 174L170 171H169ZM10 174H11V173H10ZM15 174H17V173H15ZM20 174H21V172H20ZM33 174H34V173H33ZM35 174H37V173H35ZM38 174H39V173H38ZM41 174H42V173H41ZM46 174H45V175H46ZM85 174H87V173H85ZM92 174H93V173H92ZM102 174H103V173H102ZM102 174H101V175H102ZM104 174H105V173H104ZM106 174H108V173H106ZM106 174H105V175H106ZM127 174H128V173H127ZM127 174H125V175H127ZM136 174H137V173H136ZM136 174H134V175H136ZM139 174H140V169H139ZM149 174H150V173H149ZM173 174H171V175H173ZM13 175H14V174H13ZM26 175H27V174H26ZM29 175H30V174H29ZM58 175H59V173H58ZM67 175H68V174H67ZM98 175H99V174H98ZM98 175H97V176H98ZM105 175H104V176H105ZM108 175H110V174H108ZM108 175H107V176H108ZM123 175H124V173H123ZM123 175H122V176H123ZM129 175H130V174H129ZM153 175H154V173H153ZM175 175H177V174H175ZM20 176H22V175H20ZM88 176H89V175H88ZM92 176H93V175H92ZM94 176H96V175L94 174ZM97 176H96V177H97ZM104 176H103V178H104V180H105V177H104ZM115 176H116V175H114L113 177H115ZM118 176H119V175H118ZM122 176H121V177H122ZM127 176H128V175H127ZM140 176H141V175H140ZM144 176H145V174H144ZM144 176H143V178L145 179L146 177H144ZM146 176H147V175H146ZM156 176H157V175H156ZM10 177H11V176H10ZM14 177H15V176H14ZM16 177H19V175L16 176ZM22 177H25V173H24V175H23ZM27 177H28V176H27ZM43 177H44V176H43ZM63 177H64V176H63ZM108 177H109V176H108ZM111 177H112V176L110 175V178H111ZM119 177H120V176H119ZM125 177H126V176H125ZM125 177H124V178H125ZM130 177H131V176H130ZM163 177H164V176H163ZM169 177H170V176H169ZM169 177H168V178H169ZM178 177H179V175H178ZM178 177H176V178H178ZM4 178H5V177H4ZM31 178H32V179H31ZM31 178H27V180H28V179L34 180L33 177H31ZM48 178H49V177H48ZM74 178H75V177H74ZM74 178H73V179H74ZM86 178H87V177H86ZM89 178H90V177H89ZM99 178H100V177H99ZM115 178H116V177H115ZM140 178H142V177H140ZM143 178H142V179H143ZM150 178H151V177H150ZM150 178L148 177L147 179H150ZM165 178H166V177H164L163 179H165ZM174 178H175V177H174ZM176 178H175V179H176ZM195 178H196V176H195ZM1 179H2V176H1ZM1 179H0V180H1ZM5 179H6V178H5ZM7 179H10V178H7ZM12 179H13V177H12ZM15 179H16V178H15ZM15 179H13V181H14ZM20 179H21V178H20ZM78 179H79V180H78ZM78 179L75 178V180H78V181L81 183L82 181H80V178H78ZM90 179H91V178H90ZM90 179H89V180H90ZM96 179L99 181L98 178H96ZM113 179H114V178H113ZM121 179H122V178H121ZM137 179H139V178H138V175H137ZM166 179H167V178H166ZM172 179H173V178H172ZM23 180H24V179H21V181H23ZM25 180H26V179H25ZM31 180H30V181H31ZM92 180H93V179H92ZM97 180H96V181H97ZM116 180H118V179H116ZM133 180H134V178H133ZM133 180H131V181H128V180H127V181H128V182H132ZM150 180L152 181V179H150ZM157 180H158V179H157ZM176 180H177V182L181 181L180 179H179V181H178V179H176ZM194 180H195V179H194ZM17 181H18V179H17ZM21 181H20V182H21ZM28 181H29V180H28ZM30 181H29V182H30ZM127 181H126V182H127ZM153 181H154V180H153ZM153 181H152V182H153ZM162 181H163V180H162ZM183 181H184V180H183ZM5 182H6V181H5ZM29 182H28V184L31 185ZM31 182L33 183L34 181H31ZM40 182H41V181H40ZM74 182H75V181H74ZM76 182H77V181H76ZM79 182H78V183H79ZM83 182H84V181H83ZM83 182H82V183H83ZM90 182H91V181H90ZM110 182H111V181H110ZM112 182H113V181H112ZM118 182H119V181H118ZM133 182H134V181H133ZM148 182H149V181H148ZM156 182H157V181H156ZM156 182H155V183H156ZM170 182H171V181H170ZM173 182H174V181H172V183H173ZM11 183H12V182H11ZM11 183H10V185H11ZM22 183H23V182H22ZM35 183H36V182H35ZM72 183H73V181H72ZM91 183H92V182H91ZM99 183H100V182H99ZM119 183H120V182H119ZM119 183H118V184H119ZM136 183H139V181H137ZM145 183H146V182H143L144 185H145ZM150 183H151V182H150ZM150 183H149V184H150ZM168 183H169V182H168ZM194 183H195V182H194ZM1 184H4V181H3V183H1ZM1 184H0V186H2ZM23 184L25 185L26 183H23ZM36 184H38V183H36ZM41 184H44V185H45V183H41ZM73 184H74V183H73ZM73 184H71V185H73ZM104 184H106V183H104ZM111 184H112V183H111ZM115 184L117 185V182H116V181H115ZM124 184H125V183H124ZM159 184H160V183H159ZM169 184L171 185V183H169ZM175 184H177V183H175ZM179 184L181 185V183H179ZM184 184H185V183H184ZM4 185H6V184H4ZM4 185H3V186H4ZM16 185H17V184H16ZM21 185H22V184H21ZM24 185H23V189L26 190V187H28V185L25 186V187H24ZM34 185H35V184H33V186H34ZM96 185H98V184H96ZM96 185H95V188H96ZM134 185H135V184H134ZM138 185H139V184H138ZM177 185H178V184H177ZM194 185H195V184H194ZM13 186H15V184H14ZM18 186H19V184H18ZM35 186H36V185H35ZM37 186H38V185H37ZM39 186H41V185H39ZM39 186H38V187H39ZM46 186H48V185H46ZM76 186H77V185H76ZM80 186H81V185H80ZM101 186H102V185H101ZM122 186H123V185H122ZM125 186H126V185H125ZM129 186H130V185H129ZM129 186H128V187L126 186V188H130ZM162 186H163V185H162ZM181 186H182V185H181ZM16 187H17V186H16ZM19 187H20V186H19ZM21 187H22V186H21ZM21 187H20V188H21ZM42 187H43V185H42ZM58 187H59V186H58ZM98 187H99V186H97V188H98ZM164 187H165V185H164ZM167 187H168V186H167ZM170 187H171V186H170ZM2 188L4 189L5 187H2ZM13 188H14V191H15V187H13ZM29 188H30V187H29ZM36 188H37V187H36ZM48 188H49V187H48ZM64 188H65V187H64ZM92 188H93V187H92ZM101 188H102V187H101ZM107 188H108V187H107ZM111 188L113 189L114 187H111ZM111 188H110V189H111ZM116 188H117V187H116ZM118 188H119V187H118ZM122 188H123V187H122ZM133 188H134V187H133ZM142 188H143V187H142ZM175 188L178 189V187H175ZM7 189H8V187H7ZM34 189H35V188H33V191H34ZM39 189H40V187H39ZM58 189L60 190V187H59ZM83 189H85V188H83ZM89 189H90V188H89ZM102 189H103V188H102ZM120 189H121V188H120ZM124 189H125V188H123V191H124ZM173 189H174V187H173ZM179 189H180V187H179ZM8 190H9V189H8ZM11 190H12V189H11ZM11 190H10L9 192H10L11 196L13 197V196L15 195V193H14V195H13V193L11 192ZM25 190H24V191H25ZM27 190H28V189H27ZM27 190H26V191H27ZM30 190H31V189H30ZM93 190H94V188H93ZM103 190H104V189H103ZM108 190H109V189H108ZM114 190H116V189H114ZM128 190H129V189H128ZM128 190H125V191L127 192ZM137 190H140V189H138V186H137ZM174 190H175V189H174ZM183 190H184V189H183ZM4 191H6V190L4 189ZM21 191H22V190H21ZM21 191H20V194L23 192V191H22V192H21ZM26 191H25V192H26ZM33 191H31V193H32ZM36 191H37V189H36ZM41 191H42V193H45V191L43 192L42 189H41ZM49 191H50V189H49ZM99 191H100V190H99ZM116 191H117V190H116ZM132 191H133V190H132ZM132 191H130V192H132ZM176 191H177V190H176ZM0 192H2V191L0 190ZM6 192H8V191H6ZM28 192H29V191H28ZM87 192L90 193L91 191L89 192L88 189H87V190H86V193H87ZM101 192H102V191H101ZM101 192H99V193H101ZM110 192H111V191H110ZM112 192H113V191H112ZM112 192H111V193H112ZM117 192H118V191H117ZM134 192H135V191H133V193H134ZM136 192H137V191H136ZM185 192H186V191H185ZM16 193H17V192H16ZM26 193H27V192H26ZM34 193H35V192H34ZM37 193H38V192H37ZM81 193H82V192H81ZM96 193H97V190H96ZM99 193H98V194H99ZM102 193H103V192H102ZM121 193H122V192H121ZM121 193H120V195L122 196ZM171 193H173V192H171ZM174 193H175V192H174ZM22 194H23V193H22ZM32 194H33V193H32ZM47 194H49V192H46V195H44V197L47 196ZM61 194H62V193H61ZM91 194L93 195V192L90 193V195H91ZM128 194H129V192H128ZM140 194H141V193H140ZM169 194H170V193H169ZM179 194H180V192H179ZM18 195H19V194H18ZM18 195H17L16 197H20V196H22V195H20V196H18ZM25 195H26V194H23V196H25ZM37 195H38V194H37ZM39 195H40V193H39ZM41 195H42V194H41ZM52 195H53V194H52ZM52 195H51V197H52ZM95 195H96V194H95ZM95 195H94V196H95ZM111 195H112V194H111ZM115 195H116V194H115ZM124 195H125V194H124ZM173 195H174V194H173ZM176 195H178V194H176ZM5 196H7V194H6ZM48 196H50V195H48ZM53 196H54V195H53ZM99 196H101V195L99 194ZM113 196H114V195H113ZM129 196H130V195H129ZM174 196H175V195H174ZM174 196H172V198H171L172 200L174 199ZM182 196H183V195H182ZM1 197L3 198V196L0 195V199H1ZM8 197H9V196H8ZM27 197H28V196H27ZM40 197H41V196H40ZM40 197L38 196V199H39ZM91 197H92V196H91ZM102 197H104V196H102ZM111 197H112V196H111ZM111 197H110V195H109V198H111ZM10 198H11V197H10ZM14 198H15V196H14ZM23 198H24V197H23ZM28 198H29V197H28ZM31 198L33 199V197H31ZM52 198H53V197H52ZM56 198H57V197H56ZM127 198L129 199V197H127ZM139 198H141V197L139 196ZM139 198H138V199H139ZM155 198H156V197H155ZM178 198H179V197H178ZM18 199H19V198H18ZM20 199H22V198H20ZM24 199H25V198H24ZM26 199H27V198H26ZM38 199H37L36 201H39ZM41 199H42V197H41ZM58 199H61V198H58ZM114 199H115V198H114ZM133 199H134V197H133ZM138 199H137V200H138ZM141 199H142V198H141ZM141 199H140V200H141ZM171 199H169V200H170L169 202L172 201ZM2 200H3V205L5 206V204H7V203H4V198H3ZM2 200H1V201H2ZM9 200H10V199H9ZM9 200H8V201H9ZM11 200H13V198H12ZM22 200H23V199H22ZM42 200H43V199H42ZM53 200H54V199H53ZM53 200H51L52 203H53ZM56 200H57V199H56ZM122 200H123V199H122ZM130 200H131V199H130ZM148 200H149V199H148ZM156 200H157V199H156ZM176 200H178V199H176ZM176 200H175V201H176ZM179 200H182V198L179 199ZM28 201H30V200H28ZM43 201H44V200H43ZM54 201H55V200H54ZM57 201H58L59 204L62 202V201L59 202V200H57ZM57 201H55V202H57ZM111 201H112V200H111ZM158 201H159V200H158ZM6 202H7V200H6ZM13 202H17V201H13ZM21 202H23V201H21ZM32 202H33V201H32ZM32 202H31V203H32ZM99 202H100V201H99ZM130 202H131V201H130ZM132 202H133V200H132ZM132 202H131V203H132ZM148 202H150V201H148ZM148 202H147V203H148ZM166 202H167V201H166ZM185 202L187 203V201H185ZM17 203H19V202H17ZM17 203H16V204L13 203V204H14V205H18ZM33 203H34V202H33ZM35 203L38 204V202H35ZM35 203H34V204H35ZM66 203H67V202H66ZM66 203H65V204H66ZM72 203H73V202H72ZM105 203H106V202H105ZM111 203H112V202H111ZM136 203H137V202H136ZM155 203H156V202H155ZM174 203H175V202H174ZM174 203H173V204H174ZM177 203H178V202H177ZM186 203H185V204H186ZM26 204H27V203H26ZM29 204H30V202H29ZM45 204H46V203H45ZM48 204H49V203H47V205H48ZM68 204H69V203H68ZM138 204H139V203H138ZM148 204H149V203H148ZM167 204H168V203H167ZM173 204H172V206H173ZM0 205H2V203H1ZM8 205H9V204H8ZM11 205H12V202H11ZM14 205H12V206H14ZM35 205H36V204H35ZM35 205H34V206H35ZM38 205H40V204H38ZM49 205H50V204H49ZM54 205H55V204H54ZM54 205H53V208L55 209L56 206H54ZM56 205H57V203H56ZM69 205H70V204H69ZM82 205H84V204H82ZM174 205H175V204H174ZM182 205H183V203H182ZM188 205H189V204L187 203L186 206H188ZM6 206H7V205H6ZM6 206H5L4 208H6ZM21 206H22V205L20 204V207H21ZM42 206H43V205H42ZM44 206L46 207V205H44ZM66 206H67V204H66ZM73 206H74V205L72 204V206H71L70 208L72 209ZM123 206H124V205H123ZM133 206H134V205H133ZM168 206H170V204H169ZM172 206H171V207H172ZM14 207H15V206H14ZM14 207H12V208L10 207V209L12 210ZM16 207H17V206H16ZM22 207H25V206H22ZM28 207H29V205H28ZM32 207H33V206H32ZM36 207L38 208V206H36ZM39 207H40V206H39ZM45 207H44V208H45ZM58 207H59V210H60V206H58ZM58 207H57V208H58ZM171 207H170V208H171ZM189 207H190V206H189ZM4 208L2 207V210H1L0 212H2V211H4V210H7V212L4 211V213H3L4 216H5V213L11 212V211H9V210H10L9 207H8V209H4ZM33 208H34V207H33ZM44 208H43V209H44ZM47 208H48V206H47ZM50 208H52V207L50 206L49 209H50ZM57 208H56V209H57ZM67 208H68V207H67ZM75 208H76V207H75ZM77 208L79 209V207H77ZM84 208L86 209L87 207H84ZM116 208H117V207H116ZM129 208H130V206H129ZM168 208H169V207H168ZM168 208H167V210H168ZM170 208H169V210H170ZM186 208L189 209L188 207H186ZM0 209H1V208H0ZM19 209H20V208H19ZM25 209H27V210H24V209H23L24 211H27V213H25V214H28V215H29V213H28L29 209H28L27 207H26ZM30 209H31V208H30ZM40 209H42V208H40ZM92 209H93V208H92ZM113 209H115V208L113 207ZM121 209H122V208H121ZM121 209H116V210H121ZM130 209H131V208H130ZM173 209H174V208H173ZM178 209H179V208H178ZM14 210H15V209H14ZM14 210H13V214H16V213H14V212H15ZM21 210H22V209H21ZM23 210H22V211H23ZM33 210H34V209H33ZM33 210H32V211H33ZM50 210H53V209H50ZM50 210H49V213H50ZM59 210H58V211H59ZM64 210H65V209H64ZM74 210H75V209H74ZM93 210H94V209H93ZM104 210H106V209H104ZM124 210H125V209H124ZM185 210H186V209H185ZM191 210H192V209H191ZM24 211H23V212H24ZM30 211H31V210H30ZM35 211H37V210H34L33 212H35ZM39 211H40L39 213L41 214V211H42V210H39ZM45 211H46V210H45ZM54 211H55V210H54ZM71 211H72V210H71ZM107 211H108V210H107ZM107 211H105V212H107ZM114 211H115V210H114ZM122 211H123V210H121V213H123ZM126 211H127V210H126ZM179 211H181V210L179 209L177 212H179ZM182 211H183V209H182ZM182 211H181V212H182ZM187 211H188V210H187ZM17 212H18V214H19L18 209H17ZM72 212H73V211H72ZM79 212H80V211H79ZM81 212H82V211H81ZM84 212H85V211H84ZM84 212H83V213H84ZM91 212H92V211H91ZM91 212L89 211V213H91ZM93 212H94V211H93ZM127 212H128V211H127ZM135 212H137V211L135 210L134 213H135ZM168 212H169V211H168ZM191 212H192V211H191ZM36 213H38V211H37ZM46 213H47V212H46ZM46 213H42V214L44 215V214H46ZM49 213H48V214H49ZM59 213H64V212L62 211V212H59ZM66 213H67V212H66ZM77 213H78V212H77ZM77 213H76V215H77ZM85 213H86V212H85ZM85 213H84V214H85ZM96 213H97V212H96ZM101 213H102V212H101ZM103 213H104V212H103ZM113 213H116V212H113ZM117 213H119V212L117 211ZM117 213H116L115 215H117ZM139 213H140V212H139ZM139 213H138V214H139ZM186 213H187V212H186ZM204 213H205V212H204ZM13 214L11 213L10 215H13ZM18 214H17V215H18ZM20 214L23 216V214L21 213V211H20ZM40 214H39V215H40ZM84 214H83V215H84ZM97 214H98V213H97ZM104 214H105V213H104ZM104 214H103V215H104ZM111 214H112V213H111ZM123 214H125V213H123ZM123 214H121V215H123ZM130 214L132 215V213H130ZM135 214L138 215L137 213H135ZM169 214H170V212H169ZM208 214H209V213H208ZM10 215H9L10 219H11V220H14V219H12L11 217H14V218H15V215H14V216H10ZM17 215H16V216H17ZM34 215H35V214H34ZM34 215H33V216H34ZM36 215H37V214H36ZM54 215H55V214H53V216H54ZM58 215H59V214H58ZM60 215H61V214H60ZM65 215H67V214H65ZM65 215H64V216H65ZM68 215H69V214H68ZM68 215H67V217H68ZM72 215H73V214H72ZM74 215H75V214H74ZM74 215H73V217H74ZM78 215H80V216L82 217L81 214H78ZM197 215H198V214H197ZM33 216H32V217H33ZM40 216H42V215H40ZM48 216H49V215H48ZM51 216H52V215H51ZM87 216H88V214H87ZM87 216H84V217H86L85 219H87ZM89 216H90V215H89ZM92 216H93V215H92ZM98 216H99V215H98ZM109 216H110V215H109ZM112 216L114 217V214H113ZM127 216H128V218L130 219V217H129L130 215H128V213H127V215H126L125 217H127ZM133 216H135V215L133 214ZM133 216H132V218H133ZM138 216H139V215H138ZM138 216L135 217V218H138ZM140 216L142 217V215H140ZM190 216H191V215H190ZM190 216H189V217H190ZM192 216H193V215H192ZM195 216H196V215H195ZM23 217H24V216H23ZM35 217H36V216H34V218H35ZM38 217H39V216H37V218H38ZM43 217H44V216H43ZM46 217H47V215H46ZM55 217H56V215H55ZM57 217H58V216H57ZM60 217L62 218V216H60ZM60 217H59V218H60ZM70 217H71V216H70ZM75 217H78V216H75ZM101 217H102V216H101ZM110 217H111V216H110ZM110 217H108V219H110ZM115 217H116V216H115ZM115 217H114V218H115ZM117 217H118V215H117ZM119 217H120V215H119ZM119 217H118V218H119ZM216 217H217V216H216ZM7 218H8V216H7ZM24 218H25V217H24ZM37 218H36V219H37ZM39 218H40V217H39ZM39 218H38L37 220H40ZM59 218H58V220H59ZM71 218H72V217H71ZM88 218H89V217H88ZM92 218H93V217H92ZM95 218L98 219L97 216H96ZM105 218H107V215L105 216ZM118 218H117V219H118ZM128 218H127V219H128ZM132 218H131V219H132ZM135 218H134V219H135ZM4 219H6V217H4ZM20 219H21V220H19V221H23V223H24V220H25L26 218H25L24 220H22V218H20ZM28 219H29V218H28ZM36 219H35V220H36ZM44 219H46V218H44ZM83 219H84V218H83ZM83 219H82V223H81L82 225L80 224V226H82V227H83V225H84V224H83ZM102 219H104V218H102ZM124 219L127 221L126 218H123V219H121V220H124ZM129 219H128V220H129ZM131 219H130V220H131ZM134 219H133V220H134ZM150 219H151V218H150ZM161 219H162V218H161ZM179 219H180V218H179ZM190 219H191V218H190ZM192 219H193V218H192ZM195 219H196V218H195ZM195 219H194V220H195ZM199 219H200V218H199ZM199 219H198V222H199ZM216 219H217V218H216ZM6 220H7V219H6ZM16 220H17V219H16ZM52 220H53V219H52ZM52 220H51V223L53 222ZM54 220H55V219H54ZM62 220H63V219H62ZM62 220H61V221H62ZM68 220H69V219H68ZM68 220H67V222H63V221H62V222L65 223V224H67V223L69 222ZM78 220H80L79 217H78ZM111 220H112V219H111ZM111 220H109V222H111ZM139 220H140V219H139ZM175 220H176V219H175ZM205 220H206V219H205ZM4 221H5V220H4ZM26 221H27V219H26ZM55 221H56V220H55ZM75 221H76V220H75ZM80 221H81V220H80ZM92 221H93V219H92ZM92 221H89V220H88V222H92ZM94 221H95V220H94ZM100 221H101V220H100ZM103 221H104V220H103ZM134 221H135V220H134ZM140 221H141V223H142V222H145V221H143V220H140ZM140 221H139V222H140ZM177 221H178V220H177ZM189 221H190V220H189ZM201 221H202V220H201ZM208 221H209V220H208ZM5 222H6V221H5ZM5 222H4V223H5ZM12 222H13V221H12ZM31 222H32V221H31ZM45 222H46V221H45ZM48 222H50V219H49V218H48ZM48 222H46V223H48ZM88 222H87V223H88ZM105 222H106V221H105ZM113 222H114V221H113ZM113 222H111L112 225H113ZM116 222H118V221H116ZM116 222H115L114 224L117 226ZM139 222H138V223H139ZM147 222H148V221H146V223H147ZM150 222H151V221H150ZM163 222H164V221H163ZM211 222H212V221H211ZM4 223H3V224H4ZM14 223H15V222H13L12 224H14ZM16 223H17V222H16ZM25 223H26V222H25ZM28 223H30V222H28ZM28 223H27V224H28ZM51 223H50V224H51ZM54 223H55V222H53V225H54ZM69 223H70V224H69ZM69 223H68V224L71 226L72 221H70ZM75 223H77V222H74V224H75ZM84 223H85V225H86L85 220H84ZM96 223H97V222H96ZM98 223L100 224L99 226H101L102 221H101V223H100V222H98ZM98 223H97V224H98ZM118 223H119V222H118ZM125 223H126V222H124V224H125ZM141 223H139V224H141ZM148 223H149V222H148ZM169 223H170V222H169ZM184 223H185V222H184ZM188 223H189V222H188ZM6 224H7V223H6ZM8 224H9V223H8ZM10 224H11V223H10ZM10 224H9V225H10ZM17 224H18V223H17ZM43 224H45V223H43ZM56 224H57V222L55 223V225H56ZM77 224H79V223H77ZM97 224H95V225L97 226ZM111 224H110V225H111ZM119 224H121V222H120ZM119 224H118V226H119ZM122 224H123V223H122ZM130 224H131V223H130ZM160 224H161V223H160ZM204 224H205V223H204ZM9 225H8V226H9ZM19 225H23V226H24L25 224H22V222H21V224H19ZM30 225H31V224H30ZM32 225H33V224H32ZM36 225H37V224H36ZM57 225H59V226H56V227L59 228V227H60V224L58 223ZM61 225H62V224H61ZM63 225H64V224H63ZM69 225H68L67 227H65V229L69 228ZM85 225H84V226H85ZM103 225H105V224L103 223ZM126 225H127V224H126ZM144 225H145V223H144ZM146 225H147V224H146ZM157 225H158V224H157ZM171 225H172V224H171ZM186 225H187V224H186ZM227 225H228V224H227ZM4 226H5V225H4ZM4 226H3V227H4ZM11 226H12V225H11ZM27 226H29V225H27ZM34 226H35V225H34ZM47 226H48V225H47ZM73 226H74V225H73ZM78 226H79V225H78ZM80 226H79V227H80ZM89 226H90V224H89ZM91 226H92V225H91ZM106 226H107V225H106ZM121 226H122V225H121ZM123 226L127 229V227H126L125 225H123ZM133 226L135 227V223H134ZM142 226H143V223H142ZM142 226H141V227H142ZM148 226H150V225L148 224ZM152 226H153V225H152ZM200 226H201V225H199V227H200ZM213 226H214V225H213ZM5 227H6V226H5ZM19 227H20V226H19ZM29 227H30V226H29ZM29 227H28V229H29ZM75 227L78 228L77 226H75ZM93 227H94V225H93ZM107 227L109 228V226H107ZM153 227H154V226H153ZM167 227H168V226H167ZM176 227H177V226H176ZM182 227H183V226H182ZM184 227H185V226H184ZM186 227L188 228V226H186ZM186 227H185V228H186ZM8 228H9V227H8ZM8 228H7V229H8ZM10 228H11V227H10ZM21 228H22V227H20V229H21ZM31 228H33V227H31ZM41 228H42V227H41ZM62 228H64V227H62ZM71 228H72V227H71ZM83 228H84V227H83ZM136 228H138V227H137V223H136ZM139 228H140V227H139ZM142 228H143V227H142ZM178 228H179V227H178ZM189 228H190V227H189ZM201 228H202V227H201ZM201 228H199V229H201ZM210 228H211V227H210ZM3 229H5V228H3ZM22 229H25V227L22 228ZM26 229H27V227H26ZM35 229H36V228H35ZM100 229L102 230V228H100ZM106 229H107V228H105V230H106ZM112 229H113V228H112V226H111V229H110V230L112 231ZM118 229H119V228H118ZM156 229H157V228H156ZM190 229H191V228H190ZM197 229H198V228H196V231H198ZM9 230H10V229H9ZM69 230H70V228H69ZM78 230H79V228H78ZM85 230H87V226H86ZM89 230H90V229H89ZM93 230L95 231L96 229H93ZM98 230H99V229H98ZM113 230H114V229H113ZM116 230H117V227H116ZM116 230H115V232H116ZM121 230H122V229H121ZM124 230H125V229H124ZM127 230H128V229H127ZM134 230H136V229L134 228V229H133V232H134ZM141 230H142V229H141ZM143 230H145V229H143ZM153 230H154V229H153ZM167 230H168V229H167ZM191 230H192V229H191ZM202 230H203V229H202ZM26 231H28V230H26ZM37 231H38V230H37ZM58 231H60V228L58 229ZM62 231H63V230H62ZM67 231H68V229H67ZM94 231H93V232H94ZM102 231H103V230H102ZM102 231H101V233H102ZM108 231H109V230H108ZM108 231H107V233L110 232V231H109V232H108ZM128 231H129V230H128ZM139 231H140V230H139ZM176 231H177V230H176ZM193 231H194V230H193ZM196 231H195V232H196ZM203 231H204V230H203ZM1 232H5V233H6L7 230L2 231V229H1ZM1 232H0V233H1ZM12 232H14V231H12ZM12 232H11V233H12ZM15 232H16V233L18 232V231H17V227H16V231H15ZM24 232H25V231H24ZM24 232L22 233V235L24 234ZM28 232H29V231H28ZM70 232H71V230H70ZM70 232H69V234H71ZM73 232H74V231H73ZM77 232H78L79 234H78ZM80 232H81V231H80ZM80 232L77 231V229H76L74 234H77V235L80 236ZM82 232H84V230H82ZM98 232H100V231H97V230H96V235L93 234L94 237L96 236V239H94L95 241H96V240H99V239H100V240L102 239V238H101L102 235L100 236L99 239H97V236H98L97 234H98ZM123 232H125V231H123ZM157 232H158V230H157ZM163 232H164V231H163ZM26 233H27V232H26ZM101 233H100V234H101ZM110 233H114V231H113V232H110ZM119 233H120V232H119ZM121 233H122V231H121ZM121 233H120V234H121ZM135 233H136V232H135ZM138 233H139V232H138ZM145 233H148V232H147V229H146V232H145ZM174 233H175V232H173L172 234H174ZM3 234H4V233H3ZM19 234H20V232H19ZM19 234H17V235H19ZM32 234H33L32 236H34V233H32ZM74 234H73V236H74ZM84 234H85V232H84ZM84 234H83V235H84ZM102 234H104V233H102ZM142 234H143V231H142ZM179 234H180V233H179ZM179 234H176V235H179ZM5 235H6V234H5ZM14 235H15V234H14ZM14 235H13V237L11 236V238H15V239H13V241L16 240V238H17V235H16V237H14ZM28 235H29V234H28ZM38 235H39V234H38ZM40 235H41V234H40ZM58 235H59V234H57V237H58ZM88 235L90 236L91 234L88 233ZM88 235H87V237H88ZM108 235H110V234H108ZM118 235H119V234H118ZM129 235H130V233H129ZM145 235H146V234H145ZM3 236H4V235H3ZM19 236H20V235H19ZM23 236H24V238H25V235H23ZM69 236H70V235H69ZM84 236H85V235H84ZM111 236H112V235H111ZM116 236H117V234H116ZM119 236H120V235H119ZM134 236H135V235H134ZM143 236H144V235H143ZM150 236H151V235H150ZM174 236H175V235H174ZM196 236H197V235H196ZM4 237H6V236H4ZM21 237H22V236H21ZM21 237H18V238L20 239ZM29 237H30V236H29ZM60 237H61V236L59 235L58 238H60ZM62 237H64V235H62ZM62 237H61V238H62ZM81 237H83V236L81 235ZM107 237H108V236H107ZM113 237H114V234H113ZM135 237H136V236H135ZM170 237H171V236H170ZM224 237H225V236H224ZM8 238H9V237H8ZM11 238H10V239H11ZM32 238H33V237H32ZM32 238H31V239H32ZM34 238H35V237H34ZM71 238H72V237H71ZM71 238H70V240H71ZM74 238H78V237H74ZM103 238H105V237L103 236ZM124 238H125V237H124ZM133 238H134L133 235L131 236V238L129 237V241H130L131 239L133 240ZM141 238H142V237H141ZM166 238H167V237H166ZM172 238H173V236H172ZM176 238H177V237H176ZM185 238H186V237H185ZM185 238H184V239H185ZM219 238H221V237H219ZM5 239H7V238H5ZM27 239H29V238L27 237ZM27 239L25 240V242H28ZM31 239H30V240H31ZM72 239H73V238H72ZM83 239H84V238H83ZM86 239H87V238H86ZM86 239H84L83 241H85ZM88 239H89V237H88ZM108 239H109V238H108ZM108 239H107V240H108ZM111 239H112V238H111ZM114 239H115V238H113V240H114ZM122 239H123V238H122ZM125 239H126V238H125ZM156 239H157V238H156ZM189 239H191V238H189ZM194 239H195V238H194ZM196 239H197V238H196ZM202 239H203V238H202ZM204 239H206V238H204ZM216 239H217V238H216ZM0 240H1V239H0ZM23 240H24V239H23ZM23 240H22V241H23ZM35 240H37V239H35ZM35 240H34V241H35ZM42 240H43V239H42ZM56 240H57V239H55V241H56ZM74 240H75V239H74ZM90 240H91V237H90ZM94 240H93V241H94ZM118 240L120 241V239H118ZM118 240H117V241H118ZM138 240H141V239H137V240L134 239L135 242L138 241ZM142 240H143V239H142ZM177 240H178V238H177ZM177 240H176V241H177ZM182 240H183V239H182ZM191 240H192V239H191ZM213 240H214V239H212V241H213ZM227 240H228V239H227ZM3 241H4V240H3ZM10 241H11V240H10ZM13 241H12V242H13ZM17 241H18V239L16 240V242H17ZM20 241H21V239L19 240V244H21ZM58 241H60V240L58 239ZM83 241H82V242H83ZM88 241H89V240H88ZM105 241H106V239H105ZM105 241H104V242H105ZM117 241H114V242L116 243ZM122 241H124V239H123ZM125 241H127V240H125ZM146 241H147V240H146ZM146 241H145V242H146ZM153 241H154V240H153ZM166 241H167V240H166ZM171 241H172V240H171ZM171 241H170V243H171ZM176 241L174 242L175 244H176ZM179 241H181V240H179ZM179 241H178V242H179ZM219 241H220V240H219ZM5 242H6V241H5ZM16 242H15V243H16ZM25 242L22 243V245L25 244ZM31 242H33V241L31 240ZM31 242H30V244H34V243H31ZM45 242H46V241H45ZM60 242H61V241H60ZM63 242H64V241H62V243H63ZM66 242H67V241L65 240V243H66ZM73 242H74V241H73ZM86 242H87V240H86ZM97 242H98V241H96L95 243H97ZM104 242H103V244H104ZM108 242H109V241H108ZM108 242H106V243H108ZM112 242H113V241H112ZM130 242H133V241H130ZM141 242H142V241H141ZM143 242H144V240H143ZM143 242H142V243H143ZM158 242H159V241H158ZM184 242H185V241H184ZM15 243H10V244H12V245L14 246ZM35 243H36V242H35ZM43 243H44V242H43ZM58 243H59V242H58ZM58 243H57V244H58ZM65 243H63V244H64V247H62V250H63V248H67V247H68V246H67V247L65 246V245L67 244V243H66V244H65ZM77 243H78V242H77ZM80 243H81V242H80ZM88 243H90V242H88ZM109 243H111V242H109ZM133 243H134V242H133ZM133 243H132V245H133ZM136 243H137V242H136ZM136 243H134V245H135ZM170 243H168L169 246H170ZM174 243H173V245H174ZM182 243H183V242H182ZM216 243H217V242H216ZM228 243H229V242H228ZM228 243H226V244H228ZM3 244H4V242H3ZM26 244L28 245L29 243H26ZM26 244H25V246H26ZM36 244H37V243H36ZM40 244H41V243H40ZM46 244H47V243H46ZM46 244H45V245H46ZM55 244H56V243H55ZM60 244H61V243H60ZM73 244H75V243H73ZM83 244H84V243H83ZM100 244H102V243H100ZM163 244H164V242H163ZM177 244H179V243H177ZM203 244L205 245V243H203ZM226 244H225V245H226ZM12 245H11V246H12ZM51 245H52V244H51ZM51 245H50V246H51ZM70 245H71V243H70ZM77 245H79V244H75V247H76ZM111 245L114 246V244L111 243L110 245H108V247L110 246V248H111ZM138 245H140V244H138ZM138 245H137L136 247L138 248L137 250L139 251V246H138ZM156 245H157V244H156ZM156 245H155V246H156ZM160 245H161V244H160ZM188 245H189V244H188ZM225 245H224V247H225ZM31 246H33V245H31ZM36 246H37V249H38V244H37ZM46 246H47V245H46ZM46 246H45V247H46ZM50 246H49V247H50ZM54 246H56V245H54ZM99 246H101V245H99ZM103 246H106V247H107L106 244H104ZM103 246L100 247V248H103ZM153 246H154V245H153ZM162 246H163V245H161V249L163 250ZM221 246H222V245H221ZM221 246H220V247H221ZM242 246H243V245H242ZM17 247H18V246H17ZM22 247H23V246H22ZM26 247H27V246H26ZM45 247H44V248H45ZM56 247H57V246H56ZM56 247H54V248H56ZM80 247H81V245H80ZM83 247H86V246H83ZM106 247H105V248H106ZM108 247H107V248H108ZM134 247H135V246H134ZM140 247H141V246H140ZM147 247H149V249H150L151 245L149 246V244H148ZM147 247H146V248H147ZM157 247H158V246H157ZM159 247H160V246H159ZM166 247H167V246H166ZM201 247H202V246H201ZM204 247H207V246H204ZM211 247H212V248H211ZM211 247H209L210 251L213 249V245H212ZM214 247H215V246H214ZM230 247H231V246H230ZM240 247H241V246H240ZM1 248H2V247H1ZM3 248H4V247H3ZM14 248H16V247L14 246ZM29 248H30V247H29ZM47 248H48V247H47ZM47 248H46L45 252L47 251ZM52 248H53V247H52ZM54 248H53V249H54ZM105 248H103V249H105ZM141 248H143V247H141ZM146 248L144 247V250H146ZM198 248H200V246H198ZM221 248H222V247H221ZM226 248H227V247H226ZM226 248H225V249H226ZM228 248H229V247H228ZM18 249H20V248H18ZM23 249H25V247H24ZM23 249H22V250H23ZM27 249H28V248H27ZM56 249H58V248H56ZM56 249H55V251H56V253H57L59 249H58V250H56ZM135 249H136V248H135ZM147 249H148V248H147ZM151 249H153V247H152ZM161 249H159V250L162 251ZM165 249H166V248H165ZM172 249H173V251H175L173 247H171V250H172ZM200 249H201V248H200ZM219 249H220V248H219ZM219 249H218V250H219ZM25 250H26V249H25ZM43 250H44V249H43ZM60 250H61V249H60ZM64 250H65V249H64ZM64 250H63V251H64ZM133 250H134V248H133ZM140 250H143V249H140ZM184 250H185V249H184ZM202 250H203V249H202ZM16 251H17V248H16ZM16 251H15V252H16ZM20 251H21V250H20ZM28 251H30V249H28ZM28 251H27V252H28ZM31 251L33 252V250H31ZM48 251H49V250H48ZM48 251H47V252H48ZM50 251H51V249H50ZM66 251H67V250H66ZM66 251H65V252H66ZM165 251H166V250H165ZM167 251H168V250H167ZM176 251H178V250H176ZM189 251H190V250H189ZM193 251H195V250H193ZM197 251H198V249H197ZM199 251H200V250H199ZM205 251H207V250L205 249ZM215 251H216V250H214V252H215ZM219 251H222V249H220ZM227 251H228V249H227ZM227 251H226V252H227ZM229 251H230V250H229ZM239 251H240V250H239ZM12 252H13V251H12ZM17 252L20 253L19 250H18ZM43 252H44V251H43ZM43 252H42V254H43ZM52 252L54 253V251H52ZM59 252H60V251H59ZM59 252H58V253H59ZM140 252H141V251H140ZM146 252L148 253L149 250L146 251ZM152 252H153V251H152ZM207 252H208V251H207ZM211 252H213V251H211ZM211 252H210V253H211ZM63 253H64V252H63ZM147 253H146V254H147ZM169 253H170V252H169ZM180 253H181V251H180ZM193 253H194V252H193ZM198 253H199V252H198ZM208 253H209V252H208ZM238 253H241V252H238ZM10 254H11V253H10ZM14 254H15V253H14ZM16 254H17V253H16ZM21 254L23 255V252H22ZM25 254H26V252H25ZM25 254H24V255H25ZM28 254H29V253H27V255H28ZM35 254H37V253L34 252V255H33V256H35ZM87 254H89V253H87ZM165 254H166V253H165ZM190 254H192V253H190ZM234 254H235V253H234ZM19 255H20V254H19ZM24 255H23V256H24ZM27 255L25 256V258L28 257ZM29 255H30V254H29ZM37 255H38V254H37ZM40 255H41V254H40ZM44 255H45V254H44ZM44 255H43V257H50V256H44ZM46 255H50V253L48 252V253H46ZM61 255H62V253H61ZM166 255H167V254H166ZM169 255H170V254H169ZM169 255H168V257H169ZM181 255H182V253H181ZM198 255H199V254H198ZM203 255H204V254H203ZM11 256H12V255H11ZM14 256H15V255H14ZM57 256H58V255H57ZM57 256H56V257H57ZM62 256H64V254H63ZM62 256H61V257H62ZM79 256H80V255H79ZM94 256H95V255H94ZM163 256H164V255H163ZM173 256H175V255H173ZM173 256H172V257H173ZM184 256H185V255H184ZM188 256H189V255H188ZM191 256H194V255L192 254ZM195 256H196V255H195ZM200 256H201V254H200ZM12 257H13V256H12ZM20 257H21V256H20ZM30 257H31V256H30ZM30 257H29V258H30ZM43 257H42V258H43ZM53 257H54V256L52 255V256L49 258L50 261H51V258H52V261H53ZM65 257H67V255H65ZM77 257H78V256H77ZM103 257H104V256H103ZM153 257H154V256H153ZM153 257H152L151 259H153ZM168 257H167V259H168ZM172 257H171L170 259H172ZM178 257H179V256H178ZM201 257H202V256H201ZM201 257H200V258H201ZM204 257H205V256H203V258H204ZM13 258H14V257H13ZM16 258H18V257H16ZM23 258H24V257H23ZM36 258H37V257H36ZM58 258H60V257H58ZM68 258H70V257L68 256ZM104 258H105V257H104ZM165 258H166V257H165ZM174 258H176V257H174ZM21 259H22V257H21ZM32 259H34V257H33ZM32 259H31V260H32ZM54 259H55V257H54ZM56 259H57V258H56ZM63 259H64V258H63ZM156 259H157V258H156ZM163 259H164V257L162 258V260H163ZM167 259H165L164 262H166ZM198 259H199V258H198ZM31 260L28 262L29 264L31 263ZM58 260H60V259H58ZM64 260H65V259H64ZM64 260H62V261H60V262H62V263H63V262H64V263H65V262L68 263L67 261H64ZM213 260H214V258H213ZM213 260H211V261H213ZM19 261H21V260H19ZM41 261H44V258H43V260H41ZM55 261H57V260H55ZM72 261H73V260H72ZM154 261L156 262V260H154ZM157 261H159V260H157ZM168 261H169V260H168ZM195 261H196V260H195ZM199 261H200V260H199ZM199 261H197V262L199 263ZM207 261H210V260L207 258ZM214 261H215V260H214ZM217 261H218V259H217ZM33 262H35V261L33 260ZM36 262H37V261H36ZM39 262H40V261H39ZM45 262H46V261H45ZM48 262H49V260H48ZM48 262H47V263H48ZM53 262H54V261H53ZM69 262H70V261H69ZM161 262H162V261H161ZM200 262H201V261H200ZM203 262H205V261H202L201 263H203ZM218 262H220V261H218ZM21 263H24V262L21 261ZM49 263H50V262H49ZM56 263H57V262H56ZM157 263H160V261L157 262ZM166 263H167V262H166ZM166 263H165V264H166ZM172 263H173V262H172ZM198 263H197V264H198ZM205 263H208V262H205ZM214 263H215V262H214ZM34 264H35V263H34ZM38 264H39V263H38ZM42 264H43V263H42ZM45 264H46V263H45ZM51 264H52V263H51ZM54 264H55V263H54ZM57 264H59V263H57ZM168 264H169V263H168ZM174 264H175V263H174ZM188 264H189V263H188ZM190 264H191V262H190ZM199 264H200V263H199ZM203 264H204V263H203ZM211 264H213V263H211Z\"/></svg>", "mask_w": 264, "mask_h": 264}]
</instances>
